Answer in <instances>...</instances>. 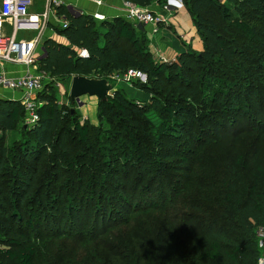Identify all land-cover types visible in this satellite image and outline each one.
Returning <instances> with one entry per match:
<instances>
[{
	"label": "trees",
	"instance_id": "trees-1",
	"mask_svg": "<svg viewBox=\"0 0 264 264\" xmlns=\"http://www.w3.org/2000/svg\"><path fill=\"white\" fill-rule=\"evenodd\" d=\"M183 1L203 49L188 48L171 62L156 61L146 32L127 18L97 22L64 5L57 8L68 16V27L58 29L68 44L48 39L40 69L52 76L106 77L113 87V75L139 69L148 74V82L136 85L151 99L141 104L117 87L99 100L98 118L107 123L103 128L82 122L76 109L61 104L55 84L37 94L42 105L34 127H26L20 100L0 98V219L19 223L6 231L0 222V242L5 243L0 245V264H38L44 235L34 233L36 225L58 222L66 211L84 224L85 231H77L79 242L102 244L109 257L122 256L124 264L258 263L264 142L249 152L237 151L225 172H218L219 136L200 131V121L210 128L226 118L249 115L245 101L253 97L257 108L264 105V0H225L236 5V16L220 0ZM80 49L87 55L80 56ZM150 110L161 119L159 125L147 115ZM262 126L243 127L232 136L261 141ZM19 130L22 142L10 144L9 133ZM167 176L168 189L155 188ZM115 214L114 226L132 223L130 239L125 233L130 227L120 228L125 242L114 232L117 242L107 246L102 240L107 230L99 225ZM154 215L158 222H149ZM74 222L70 220L71 227ZM50 233L56 238L67 234L58 225ZM87 249L83 264H116L88 259L91 247ZM137 250L141 257L129 261Z\"/></svg>",
	"mask_w": 264,
	"mask_h": 264
},
{
	"label": "rangeland",
	"instance_id": "rangeland-1",
	"mask_svg": "<svg viewBox=\"0 0 264 264\" xmlns=\"http://www.w3.org/2000/svg\"><path fill=\"white\" fill-rule=\"evenodd\" d=\"M172 2V0H163V2ZM184 7H182V9L179 10V12L177 13L178 16V24L176 25V27L172 28L173 33L175 34L174 38L178 39V34L179 31L181 33L184 34L185 36V41L188 42L187 44V49L191 48L193 51H201L203 49V41L199 35V33L196 30V27L193 24V21L190 17V15L188 14V11L185 7L184 1L180 0ZM220 2L224 5V7L227 8V10L232 13L234 16L238 15L236 9H235V4L234 3H229L225 0H220ZM171 5H174V3H171ZM11 26V25H10ZM8 26V31L11 32V27ZM175 28V29H174ZM177 34V35H176ZM159 50V49H158ZM158 50H153L154 53V58L156 61H167V62H171V61H175V59L177 58L176 56L173 57V53L169 54V55H165L161 52H158ZM139 70V69H138ZM128 71V70H127ZM127 71H124L122 73H117L118 75H120V79H118L117 77H112V80H120V84L119 87L122 88L127 96L129 95L131 99L137 101V102H141V104L144 103H150V99L148 100H143V99H134L133 96L131 95L135 90L134 88H132L131 86H129L130 84L134 87H137L138 90H136V93H141V91H146L145 88L136 85V83H143V84H147L148 82V74H146L145 72H142L144 74L147 75L146 79L147 81L143 82L141 81L139 78L136 77H131L128 81L127 79H124V77L127 76ZM55 77V80L53 81H49L47 82L46 86L48 84H54V91L57 94L58 97V101L60 103H64L63 101H65V98L68 97L69 99V86H70V81L72 79V76H53ZM91 77H97L100 78L98 76H91ZM113 82V81H112ZM125 82H129V85L126 84ZM127 85V87L125 86ZM117 86V84H116ZM122 86V87H121ZM45 88V87H44ZM141 91H140V90ZM113 93V90L110 92ZM264 94V91H263ZM64 96V97H63ZM260 100L262 102H264V97L260 98ZM258 99H255L253 97L252 101H248L246 99V103L250 104L251 109L248 110V112L250 113L249 115H244L241 117H237L235 119V117L230 118H226V120L220 121V125H211L210 128H208L209 126H207L208 124H205L203 122V119H201L200 123V131L201 129H204V131H206L208 129V131L210 132V134H215L217 136H219V140H218V144L216 143V147H217V156H216V166H217V170L218 172H225V170L229 167L230 165V160L236 155L237 151H251V149L256 146L257 144L263 143L264 142V126H262L260 128V130H258V133H260L261 136V141H255V139H253L254 136H248V137H243L240 136L238 139L237 138H233L232 134L233 131H241L244 127V129L247 128H255L256 124H258L259 122L261 124H264V105L262 106V108L259 107L257 108V103ZM68 106L75 108L77 111V115L79 116L80 120L82 122L85 121H90V123H93L91 120L85 118V116L82 115V113L78 110V107H80L79 102H75L74 104L72 102L68 103ZM78 106V107H77ZM150 119L156 124L159 125V123L161 122V119H159V117L156 115L154 110H150L147 114ZM94 123L97 126H101L103 128L107 127V123L105 120L100 121L98 118V114L96 117H94ZM215 118H213L214 120ZM217 119V118H216ZM232 119H235L234 121H232ZM93 120V119H92ZM201 133V132H200ZM256 133V132H253ZM239 134V133H238ZM22 138V133L21 131H14L9 133V143H13L17 140H19L20 142H22L21 140ZM264 146V144H263ZM254 157V156H253ZM262 159H264V150L262 152ZM171 175V174H170ZM171 177L167 176V178H165L164 180H159L155 186V188L158 189H164L167 190L168 189V183ZM175 181L178 180V178L174 177ZM160 191H158L159 193ZM96 206H94L93 208H90V213H91V219H90V223H89V227H92L94 224V214H95V209ZM114 214V213H113ZM126 215V214H124ZM158 215H154L150 217L149 222H154L157 221ZM111 217V216H109ZM70 220H72L74 222V225L70 223ZM117 221V214L114 215L113 218H109L106 220H101L100 221V229H105L107 230V234L102 238L103 243H105V245L109 246L110 241L113 242H117L121 241L122 243H124L125 241H123L126 236L125 234H119L118 233V229L120 228H124V227H130L129 229H127V231H125V233L128 235V239H130V234H131V224H126L123 225L121 224L120 226H114L113 224ZM140 221L142 223H145V217L144 216H140ZM0 222L2 223V229L6 230V231H14V229H16L17 227H19V223L18 221L13 223L11 220L8 219H0ZM56 225H58V229H64L65 233H67L65 235V237H58L56 238L51 237V233L50 231H52L53 229L56 228ZM84 224H81L80 222L78 223V221L75 220V217H72L68 215V212H64V216L59 217V220L57 222V220L55 219L54 221H51L49 225H47L44 222H42L41 225H36V228L34 229V233H40L42 235H44L42 241H41V245H40V257L38 258V264H72V263H67L69 261L74 260L75 264H83L86 259V250L87 247H91L90 249V256L87 258L89 259L91 256L94 257H98L99 259H95V261H109L110 259L115 261L116 264H124L123 261V257L119 256V257H113L112 254L109 257L108 254V250L103 247L102 244L99 245H88L85 243H81L77 240V236L78 233L77 231H81V233H83ZM48 229V232H46L44 229ZM116 233V236L118 235V239L116 240V238L114 237V235H112V233ZM69 233H71L72 235L69 236ZM44 241V243H43ZM96 242V241H94ZM4 243V241L0 242V245H2ZM114 243V244H115ZM120 243V242H119ZM5 244V243H4ZM113 244V245H114ZM112 245V246H113ZM89 251V249H87ZM261 255H263V251L260 250ZM83 256V257H82ZM141 257V253H139V251L137 250V256L136 257H129L128 260L130 261L133 258H140ZM63 259L65 260V263H58V261H61ZM84 259V262H83ZM110 260V261H111ZM88 261V260H87ZM144 263V260H142L141 264Z\"/></svg>",
	"mask_w": 264,
	"mask_h": 264
},
{
	"label": "built area",
	"instance_id": "built-area-1",
	"mask_svg": "<svg viewBox=\"0 0 264 264\" xmlns=\"http://www.w3.org/2000/svg\"><path fill=\"white\" fill-rule=\"evenodd\" d=\"M174 3V5H171ZM63 4L62 0H45L44 9L37 13L31 12L32 0H0V88H9L22 92L21 102L25 107V124L34 127L39 120L38 108L42 102L38 100L37 94L42 91L47 82L54 81L49 72L39 67V59L36 56V49L40 44L44 33L49 25L51 15L56 14V7ZM184 7L180 0L166 2L161 10L152 9L149 6H141L130 0H125L124 8L126 17L134 24H150L152 33L156 34L162 24H173V13ZM166 10L167 13H164ZM95 19L103 20L105 15L94 13ZM7 20H11L12 31L8 33L5 27ZM63 28L68 27L69 20L61 18ZM175 24V23H174ZM34 32L30 40L19 38V32ZM83 56L87 50L83 49ZM25 64L33 70L18 76L11 77L3 69L6 64ZM147 81V75L141 70L130 68L124 79L131 77ZM115 77L120 79V75ZM55 84V83H54ZM258 247L264 252V227L257 228ZM257 264H264V253L259 257Z\"/></svg>",
	"mask_w": 264,
	"mask_h": 264
},
{
	"label": "crops",
	"instance_id": "crops-1",
	"mask_svg": "<svg viewBox=\"0 0 264 264\" xmlns=\"http://www.w3.org/2000/svg\"><path fill=\"white\" fill-rule=\"evenodd\" d=\"M62 2H63L62 5H64L67 8V10L74 15L87 14V15L93 16L94 13H100L106 16V18L103 20L96 19L97 22H102L104 20L112 21L115 17L127 18L126 11L124 8L125 0H62ZM164 5H165V2L161 4L158 2H155L149 7L152 9L162 11V9L164 8ZM44 6H45V0H32L31 12L39 13L44 9ZM58 7L59 6L56 7V10ZM174 11L175 12H172L173 13V16H172L173 24L160 25V30L156 34L152 33V30H151L152 26L150 24H143V29L139 27V29L146 32L147 37L149 39V47L153 53H154L153 50L159 49L158 52H161L165 55H169L173 53V57L174 56L177 57L180 53L187 50L188 42L185 41V36L183 33L179 31V34L178 35L176 34L178 36V39L174 38L175 34L173 33L172 28L176 27V25L179 23L178 22L179 15L177 14L179 11L178 12L176 10ZM163 12L167 13L166 10H163ZM64 17L68 19V16L66 14H59L58 10L56 11V14L51 15L50 20H49V25L44 33V36L40 44L38 45L36 49V56L39 59V61L44 59L48 54L46 47H45V43L48 39H53V40H56L57 42L68 44L67 38L58 32L59 27H62L60 19ZM5 24H6L5 27H6L7 32L11 33L7 29L8 26L11 25V20H7ZM10 27L12 31V25ZM34 35H35L34 32H25V31L19 32L20 39L25 38L27 40H30L31 38L34 37ZM82 54H83V49H80L79 55L82 56ZM3 70L11 77H18L33 69L25 64H10L9 63L5 65ZM115 75H113V77H115ZM73 76L74 75H72V77ZM71 82H72V79L70 81V86L68 89L69 99L68 97L65 98V101H63L64 103H61V104L68 105V103L72 102L70 98ZM125 83L129 85V82H125ZM116 84L117 86L114 87L113 91L116 90L117 87H119L120 80H117ZM125 86L127 87V85ZM129 86L134 88L135 91L138 90L137 87L135 86L133 87L131 84ZM135 91L131 94L134 99L148 100L151 97V94L147 91L140 90L141 93H136ZM128 97L130 96L128 95ZM0 98L21 100L22 92L18 90L9 89V88H0ZM99 100L100 99L95 95L91 96V95L86 94V95L81 96L80 100L78 101L80 104V107L77 106L78 110L82 113L83 116H85V118L91 120L93 123L95 120L94 117H96L98 114Z\"/></svg>",
	"mask_w": 264,
	"mask_h": 264
},
{
	"label": "water",
	"instance_id": "water-1",
	"mask_svg": "<svg viewBox=\"0 0 264 264\" xmlns=\"http://www.w3.org/2000/svg\"><path fill=\"white\" fill-rule=\"evenodd\" d=\"M138 27L143 29V24L139 23ZM114 89L113 83L106 77H91L85 75H74L72 77L70 98L72 102H78L83 95L97 96L100 100H105ZM75 108H72L74 112ZM26 127L28 125L26 124Z\"/></svg>",
	"mask_w": 264,
	"mask_h": 264
}]
</instances>
